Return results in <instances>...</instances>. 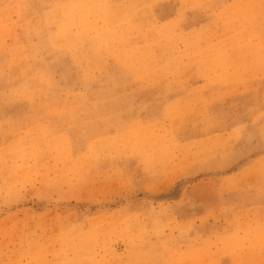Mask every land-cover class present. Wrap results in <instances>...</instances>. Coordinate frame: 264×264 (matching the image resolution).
Here are the masks:
<instances>
[{"label": "rangeland", "instance_id": "rangeland-1", "mask_svg": "<svg viewBox=\"0 0 264 264\" xmlns=\"http://www.w3.org/2000/svg\"><path fill=\"white\" fill-rule=\"evenodd\" d=\"M262 3L0 0V264H264Z\"/></svg>", "mask_w": 264, "mask_h": 264}, {"label": "bare ground", "instance_id": "bare-ground-1", "mask_svg": "<svg viewBox=\"0 0 264 264\" xmlns=\"http://www.w3.org/2000/svg\"><path fill=\"white\" fill-rule=\"evenodd\" d=\"M96 2H97V1H96ZM135 3H136V2H135ZM116 4H117V3H116ZM186 4H187V3H186ZM137 5H138V4H137ZM128 6H129V5H128ZM131 6H132V5H131ZM13 7H14V5H13ZM90 7H91V6H90ZM90 7H89V8H90ZM92 7H93V6H92ZM9 8L12 9V7H9ZM9 8H8V9H9ZM22 8H23V7H22ZM46 8H47V7H46ZM46 8H45V9H46ZM87 8H88V7H87ZM132 8L135 9V7H133V6H132ZM11 9H10V10H11ZM82 9H83V8H82ZM82 9H81V10H82ZM93 9H94V8H93ZM98 9H99V8H98ZM115 9H116V8H115ZM115 9H114V10H115ZM117 9H118V8H117ZM117 9H116V10H117ZM12 10H13V9H12ZM18 10H19V9H18ZM104 10H105V9H104ZM104 10H103V11H104ZM124 10H125V9H124ZM129 10H130V12H131V9H129ZM263 10H264V9H263ZM16 11H17V10H16ZM16 11H15V12H16ZM55 11H56V10H55ZM78 11H80V10H78ZM90 11H91V8H90ZM94 11H95V10H94ZM237 11H238V10H237ZM6 12H7V11H6ZM8 12H10V11H8ZM8 12H7V14H8ZM13 12H14V11H13ZM18 12H19V11H18ZM81 12H84V11H81ZM100 12H101V11H100ZM116 12H117V11H116ZM116 12H114V13H116ZM22 13H23V12H22ZM96 13H97V11H96ZM98 13H99V12H98ZM98 13H97V15H98ZM133 13H134V12H133ZM248 13H249V12H247V14H248ZM10 14H11V13H10ZM86 14H87V12H86ZM102 14H103V12H102ZM105 14H106V13H105ZM120 14H121V13H120ZM237 14H238V13H237ZM74 15H75V14H74ZM107 15H108V14H107ZM253 15H254V14H253ZM7 16H8V15H7ZM11 16H12V15H11ZM76 16H78V15H76ZM240 16H241V15H240ZM254 16H256V15H254ZM48 17H49V16H48ZM58 18H59V16H58ZM77 18H78V17H77ZM133 18H136V17H133ZM256 18H257V16H256ZM6 19H7V18H6ZM74 19H75V17H74ZM89 19H90V18H89ZM95 19H96V18H95ZM103 19H104V18H103ZM120 19H121V18H120ZM136 19H137V18H136ZM244 19H246V18H244ZM257 19H258V18H257ZM80 20H81V19H80ZM130 21H131V20H130ZM135 21H136V20H135ZM135 21H134V22H135ZM143 21H144V20H143ZM186 21H187V20H186ZM255 21H257V20H255ZM44 22H45V21H44ZM78 22H79V18H78ZM83 22H86V21H83ZM91 22H92V21H91ZM91 22H90V23H91ZM134 22H133V23H134ZM4 23H5V22H4ZM90 23H89V24H90ZM93 23H94V22H93ZM97 23H98V22H97ZM72 24H73V22H72ZM79 24H80V22H79ZM91 24H92V23H91ZM121 24H122V23H121ZM135 24H136V23H135ZM137 24H138V23H137ZM251 24H252V23H251ZM83 25H85V24H83ZM83 25H82V27H83ZM71 26H72V25H71ZM73 26H76V24L73 25ZM78 26H79V25H78ZM90 26H91V25H89V27H90ZM125 26H126V25H125ZM89 27H88V28H89ZM91 27H92V26H91ZM93 27H94V26H93ZM131 27H132V26H131ZM67 28H68V27H67ZM72 28H73V27H72ZM80 28H81V24H80ZM88 28H87V29H88ZM75 29H76V28H75ZM85 29H86V28H85ZM85 29H84V30H85ZM87 29H86V30H87ZM98 29H99V28H98ZM102 29H103V28H102ZM106 29H107V28H106ZM71 30H72V29H71ZM71 30L69 29V31H71ZM77 30H78V29H77ZM88 30H89V29H88ZM127 30H128V29H127ZM72 31H73V30H72ZM81 31H82V29H81ZM116 31H117V30H116ZM55 32H56V31H55ZM0 33H1V31H0ZM63 33H64V32H63ZM85 33H86V32H85ZM96 33H97V32H96ZM76 34H77V33H76ZM82 34H83V32H82ZM82 34H81V35H82ZM92 34H93V33H92ZM120 34H121V33H120ZM73 35H74V33H73ZM81 35H80V36H81ZM94 35H95V34H94ZM118 35H119V34H118ZM87 36H88V35H87ZM118 37H119V36H118ZM68 38H69V37H68ZM70 38H71V37H70ZM57 39H58V38H57ZM59 39H60V38H59ZM85 39H87V37H86ZM143 39H144V38H143ZM165 39H166V38H165ZM165 39H164V40H165ZM49 40H50V39H49ZM51 40H53V39H51ZM77 40H78V39H77ZM169 40H171V39H169ZM240 41H241V40H240ZM240 41H239V42H240ZM57 42H58V41H57ZM60 42H61V40H60ZM65 42H66V41H65ZM63 44H64V43H63ZM77 44H78V43H77ZM68 45H70V44H68ZM73 45H74V44H73ZM169 46H170V45H169ZM191 46H192V45H191ZM191 46H190V47H191ZM71 47H72V46H71ZM152 48H153V45H152ZM156 48H157V47H156ZM162 49H163V48H162ZM165 49H166V48H165ZM144 50H145V49H144ZM163 50H164V49H163ZM168 50H169V49H168ZM244 50H245V49H244ZM165 51H166V50H165ZM246 51H247V49H246ZM246 51H245V53H246ZM152 52H153V51H152ZM220 52H224V50H223V51H220ZM236 52H237V51L235 50V53H236ZM241 52H242V51H241ZM12 53H13V52H12ZM158 53H159V52H158ZM213 53H214V52H213ZM218 54H219V53H218ZM237 54H238V52H237ZM242 54L244 55V53H242ZM246 54H247V53H246ZM259 54H260V52H259ZM259 54H258V55H259ZM144 55H145V54H144ZM238 55H239V54H238ZM240 55H241V54H240ZM12 56H15V57H16V54H15V55L13 54ZM20 56H21V55H20ZM153 56H154V55H153ZM17 57H19V55H18ZM240 57H242V56H240ZM252 57H253V56H252ZM259 57H260V56H259ZM13 58H14V57H13ZM147 58H149V57H147ZM247 58H248V56H247ZM10 59H11V58H10ZM237 59H238L239 61H241V60L239 59V57H238ZM259 59H260V58H259ZM20 60H21V59H20ZM146 60H147V59H146ZM153 60H154V59H153ZM148 61H149V60H148ZM150 61H151V60H150ZM192 61H193V60H192ZM146 62H147V61H146ZM241 62H243V61H241ZM250 63H251V62H250ZM252 63H253V61H252ZM246 64H247V63H246ZM10 65H11V64H10ZM12 65H13V64H12ZM16 65H17V64H16ZM20 65H21V63H20ZM233 65H234V64H233ZM147 66H148V65H147ZM234 66H235V65H234ZM22 67H23V66H22ZM241 67H242V65H241ZM244 67H245V66H244ZM200 68H202V67L200 66ZM15 69H17V68L15 67ZM245 69H246V68H245ZM34 70H35V69H33V71H34ZM182 70H183V69H182ZM29 71H30V70H29ZM33 71H32V72H33ZM18 72H19V71H18ZM30 72H31V71H30ZM148 72H149V71H148ZM41 73H42V72H41ZM30 74H31V73H30ZM17 75H18V74H17ZM20 75H21V74H20ZM27 75H28V74H27ZM23 77H24V76H23ZM51 77H52V76H51ZM17 78H18V76H17ZM19 79H20V78H19ZM19 79H18V81H19ZM22 79H23V78H22ZM29 80H30V79H29ZM35 80H36V79H35ZM15 81H16V79H15ZM27 81H28V80H26V82H27ZM32 81H33V80H32ZM51 81H52V80H51ZM168 81H169V80H168ZM35 82L38 83L37 81H35ZM29 83H31V80H30ZM55 84H56V83H55ZM40 85H41V84H40ZM40 85L38 84V86H36L37 89H38V87H39ZM27 86H28V85H27ZM235 86H236V85H235ZM30 87L32 88V86H30ZM57 87H58V86H57ZM33 88H34V87H33ZM174 88H175V87H174ZM38 90H39V89H38ZM41 92H42V91H41ZM184 92H186V91H184ZM31 93H32V92H31ZM35 93H37V92L35 91ZM33 97H34V96H33ZM31 99H32V98H31ZM98 99H99V98H98ZM44 101H45V100H44ZM184 102H185V101H184ZM31 103H32V101H31ZM33 103H35V102H33ZM42 103H43V102H42ZM34 105H36V103L33 104V105H31V106L34 107ZM175 106H176V105H175ZM256 116H257V115H256ZM140 124H141V123H140ZM67 127H68V126H67ZM188 127H189V126H188ZM139 131H140V130H139ZM122 132H123V131H122ZM144 135H145V133H144ZM142 136H143V135H142ZM154 136H155V135H154ZM138 137H139V136H138ZM145 139H146V138H145ZM141 140H142V139H141ZM154 140H155V139H154ZM156 140H157V139H156ZM257 143H258V142H257ZM140 144H142V143H140ZM39 146H40V145H39ZM138 146H139V144H138ZM19 153H20V152H19ZM62 154H63V153H62ZM158 154H159V153H158ZM162 154H163V153H162ZM169 154H170V153H169ZM168 156H169V155H168ZM168 156H167V157H168ZM11 158H12V157H11ZM87 158H88V156H87ZM161 158H162V157H161ZM170 158H171V157H170ZM187 158H188V157H187ZM91 159H92V158H91ZM116 159H117V158H116ZM0 160H2V159H0ZM88 160H89V159H88ZM11 162H12V161H11ZM52 162H53V161H52ZM66 164H67V163H66ZM50 165H51V164H50ZM71 168H72V167H71ZM5 169H6V168H5ZM61 169H62V168H61ZM83 170H84V169H83ZM89 170H90V169H89ZM1 172H2V171H1ZM53 172H54V171H53ZM66 172H67V171H66ZM85 173H86V172H85ZM91 173H92V172H91ZM15 174H16V173H15ZM248 174H249V173H248ZM47 175H48V174H47ZM77 175H78V174H77ZM12 176H13V175H12ZM122 176H123V175H122ZM9 177H10V176H9ZM68 177H69V176H68ZM79 177H80V176H79ZM56 179H57V178H56ZM4 180H5V179H4ZM24 183H26V182H24ZM55 185H56V184H55ZM23 186H24V185H23ZM80 191H81V190H80ZM1 194H2V193H1ZM39 194H40V193H39ZM45 194H46V193H45ZM8 196H9V195H8ZM7 198H8V197H7ZM248 215H249V214H248ZM237 219H238V217H237ZM75 226H76V225H75ZM72 227H73V226H72ZM74 231H75V230H74ZM75 234H76V233H75ZM254 234H256V233H254ZM259 236H260V235H259ZM257 238H258V237H257ZM263 238H264V236H263ZM263 238H262V239H263ZM93 239H94V238H93ZM83 240H84V239H83ZM258 240H259V239H258ZM263 240H264V239H263ZM230 244H231V243H230ZM255 244H256V243H255ZM260 244H261V243H260ZM261 246H262V245H261ZM258 248H259V247H258ZM258 248H257V249H258ZM76 249H77V248H76ZM260 249H261V248H260ZM260 249H259V250H260ZM87 251H88V250H87ZM251 251H252V248H251ZM91 252H92V251H91ZM255 252H256V251H255ZM250 253H252V252H249V254H250ZM105 254H107V253H105ZM113 254H114V253H113ZM79 255H80V254H79ZM114 255H115V254H114ZM252 255H255V254L252 253ZM256 255H258V254L256 253ZM256 255H255V256H256ZM88 256H89V255H88ZM90 256H93V255H90ZM107 256H109V255H107ZM112 256H113V255H112ZM258 256H259V255H258ZM83 257H84V255H83ZM86 257H87V256H86ZM86 257H85V258H86ZM109 257H110V256H109ZM248 257H250V256L248 255ZM251 257H252V256H251ZM187 258H188V257L186 256V259H187ZM192 258H194V256H193ZM192 258H191V259H192ZM79 259H80V258H79ZM79 259H78V260H79ZM191 259H190V260H191ZM243 259H244V258H243ZM82 260H83V259H82ZM182 260H183V259H182ZM190 260H189V261H190ZM246 260H247V259H246ZM197 261H198V259H197ZM244 261H245V260H244ZM79 263H80V262H79ZM92 263H93V262H92ZM189 263H190V262H189ZM197 263H198V262H197ZM75 264H76V263H75ZM82 264H84V263H82ZM85 264H86V263H85ZM90 264H91V263H90ZM180 264H181V262H180ZM192 264H193V263H192ZM244 264H245V263H244Z\"/></svg>", "mask_w": 264, "mask_h": 264}, {"label": "snow or ice", "instance_id": "snow-or-ice-1", "mask_svg": "<svg viewBox=\"0 0 264 264\" xmlns=\"http://www.w3.org/2000/svg\"><path fill=\"white\" fill-rule=\"evenodd\" d=\"M261 7L264 8V3L261 4ZM133 118H134V114H133ZM260 136H261L262 138H264V128H261V129H260Z\"/></svg>", "mask_w": 264, "mask_h": 264}]
</instances>
